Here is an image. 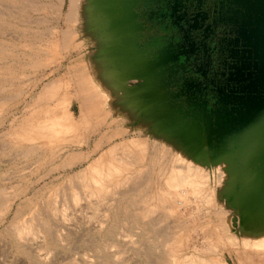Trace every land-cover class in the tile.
<instances>
[{"label": "bare ground", "instance_id": "obj_1", "mask_svg": "<svg viewBox=\"0 0 264 264\" xmlns=\"http://www.w3.org/2000/svg\"><path fill=\"white\" fill-rule=\"evenodd\" d=\"M69 3L71 9L76 10L72 18L77 20L109 12L119 0H70ZM62 34L61 43L56 44L58 38L50 41L55 46L60 45L62 51L78 46L87 38ZM96 45L92 59L82 64L77 62L69 81L62 83L61 79H55L43 85L34 98L36 106L13 120L5 134L10 148L18 155L35 158L39 165L51 159V153L62 159L57 162L59 167L81 165V169L67 178L65 186L51 191L52 203L57 207L53 211L56 217L58 214L68 220L72 208L84 204L85 215L91 212L86 215V224L95 221L93 225H98V230L102 231L105 229L103 221L97 220L102 214L100 207L136 197L141 210L136 214L139 219L132 220L135 230L140 228L144 232L146 227L139 226L149 217L159 216L146 228L151 235L146 236L147 244H144L148 252L154 251L158 256L148 257V253L139 252L148 254L146 264H229L227 255L239 264H254L256 259L264 261V187L257 185L261 182L242 171L230 154L212 157L210 149L202 146L196 133L185 125L155 127L151 134H146V127L154 122L162 108L148 113L147 104L152 103L155 95L149 90L152 80L142 54L127 45H119L117 50L106 44ZM39 50L30 55L33 65L39 64L45 52L47 54V49L40 47ZM2 52L7 54L6 50ZM100 55L102 57L97 58ZM10 64L0 72V92L11 90L10 95L0 99L2 116L11 101H19L26 93L13 90L11 76L17 70ZM137 80L139 86L134 82ZM63 84L67 90L59 95ZM74 101L79 107L78 117L72 112ZM123 118L125 122L140 121L129 127ZM72 144L76 147L69 146ZM10 208L11 203L7 201L0 208V214H6ZM202 210L206 214L204 222L200 219L203 223L195 218ZM106 212L103 216H108ZM161 228L165 230H159ZM35 229L39 228L33 221L24 222L16 232L22 234ZM199 231L207 248L199 244L202 246L199 249L193 244V233ZM158 232L161 233L157 236ZM125 238H129L132 245L128 243L123 251L126 248L136 251L134 237L126 235ZM212 249L217 250L215 255L207 253Z\"/></svg>", "mask_w": 264, "mask_h": 264}, {"label": "rangeland", "instance_id": "obj_2", "mask_svg": "<svg viewBox=\"0 0 264 264\" xmlns=\"http://www.w3.org/2000/svg\"><path fill=\"white\" fill-rule=\"evenodd\" d=\"M69 2L70 0H63V2L62 0H0V72L11 63L9 66L17 70L11 76L13 90L19 89L26 92L19 101H11L5 107V113L2 112L3 116L0 115V208L7 201L11 203L10 210L6 214H0V264H146L148 254V257L158 256L154 251L148 252L144 244H147L146 236L149 238L151 235L146 228L151 220H158L159 216H151L152 218L149 217L150 219L148 218L142 223L143 225L139 226L146 227L144 232L140 228L136 231L135 225L132 224L138 218L136 214L141 210V205L139 206L140 202L135 199L136 197H131L126 201L104 205L102 209L100 207L102 214L97 220L103 221L105 229L102 231L98 230V225H93L95 221L88 223L89 225L86 224V215L91 212L85 215L84 204L72 208L70 212L72 216L69 215L68 220H63L58 214L56 217L53 212L56 206L52 203L51 191L60 185L65 186L67 178L81 169V165L59 167L58 164L62 159L57 158L55 153H51V159L39 165L35 162V158L18 155L16 150L6 144L5 134L13 124L12 121L21 118L36 106L34 98L43 89V85L55 79H61L62 83L69 81L78 63L82 64L92 59L94 51L96 52V44L112 46V50H117L119 45H127L131 50L142 54L149 71L148 77L152 80L149 90L155 98L149 106L147 104L148 113L162 108L154 122L146 127V134H151L155 127L185 125L184 127L196 133V139L202 142V146L210 149L212 157L230 154L242 171L248 176L252 175L256 181H260L261 183H257L258 186L264 187V143H262L264 133L251 126L243 130L236 121L232 125L228 123L225 125L220 119L208 120L204 111H201L192 100L185 85L180 84L174 77L175 71L172 67L165 62H157L152 58L153 51L142 48L140 35L145 27L140 24V19H143V16L132 9L131 0H119V3L112 6L109 12L94 15L91 18L83 16L77 20L72 18L76 10L71 9L72 5ZM63 32L67 37H76V39L82 37L83 40L84 36L87 38L78 46L62 51L60 45L55 46L50 41L52 38H58L56 44L61 43L60 35ZM40 47L47 49L48 56L45 52L39 64L33 65L30 55L39 52ZM3 50H6L7 54H4ZM18 72L20 74H17ZM134 82L136 86H139V80ZM62 89L59 95H63L67 87L63 84ZM10 91L7 89L0 92V99L10 95ZM72 112H75V117L79 116L76 101L72 105ZM122 121L126 120L123 118ZM139 121L134 123L127 121L125 124L130 127V125H137ZM95 135V137L99 136ZM250 143L252 145L248 149ZM69 146L76 147V144ZM126 202H129L131 206ZM105 210L108 216H103ZM199 212L195 218L202 222L206 214L203 210ZM235 218H237L236 215ZM32 221L33 225L40 230L22 233L24 236L16 232L20 224ZM88 228H91V231ZM200 233V231L193 233V244L199 249L203 246L202 244H204L202 248H207L208 244L202 240L203 236ZM126 235L134 237L135 245L138 247L136 251L133 252L131 248V250L126 248L123 251L125 247L132 245L129 243V238H125ZM141 251L148 254L141 255L139 254ZM208 252L215 255L217 250L212 249ZM218 252H221V248H218ZM227 260L229 264L238 263L228 255ZM257 263L264 264V261L256 259L254 264Z\"/></svg>", "mask_w": 264, "mask_h": 264}, {"label": "flooded vegetation", "instance_id": "obj_3", "mask_svg": "<svg viewBox=\"0 0 264 264\" xmlns=\"http://www.w3.org/2000/svg\"><path fill=\"white\" fill-rule=\"evenodd\" d=\"M252 0H131L141 46L175 71L208 120L249 126L264 117V58L249 41ZM261 112V113H260ZM237 125V126H238ZM244 127V128H243Z\"/></svg>", "mask_w": 264, "mask_h": 264}, {"label": "water", "instance_id": "obj_4", "mask_svg": "<svg viewBox=\"0 0 264 264\" xmlns=\"http://www.w3.org/2000/svg\"><path fill=\"white\" fill-rule=\"evenodd\" d=\"M250 9L252 12L251 16L255 18L256 27L252 30V34L249 36V41H252V47L256 50L261 49L264 54V0H252ZM258 120L259 123L257 125L264 130V117L262 114H260ZM262 143H264V139Z\"/></svg>", "mask_w": 264, "mask_h": 264}]
</instances>
